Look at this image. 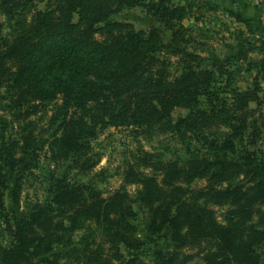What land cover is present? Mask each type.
I'll list each match as a JSON object with an SVG mask.
<instances>
[{"label":"trees","instance_id":"1","mask_svg":"<svg viewBox=\"0 0 264 264\" xmlns=\"http://www.w3.org/2000/svg\"><path fill=\"white\" fill-rule=\"evenodd\" d=\"M47 10L33 9L31 0H0V11L15 15L17 33L0 36V87L10 85L8 108L24 116L54 105L57 129L48 142L49 159L69 162L66 168L89 166V140L97 129L132 126L149 135L167 131L187 138L206 133L219 151L235 159L190 158L184 164L141 151L127 161L124 186L105 197L91 184L74 183L62 174L51 198L32 217L11 214L13 244L0 240V264H143L121 251H138L142 242L132 221L140 205L151 215L149 230H167L171 250L158 264H264L257 247L264 243V117L250 103L261 104L264 93V33L259 45L211 68L197 67L202 57L187 48L191 37L182 21L190 4L172 0H52ZM143 11L171 31L136 29L111 18L125 8ZM228 18L254 32L251 17L232 8ZM78 14L77 22L73 15ZM255 72L246 87L237 76L248 54ZM165 55L176 56L180 71L172 76ZM186 109L173 119L172 112ZM225 130L222 138L216 137ZM245 137L240 150L239 138ZM33 131L16 140L0 135V211L8 189L5 168L37 166ZM22 175L16 177L13 200L18 203ZM224 184V185H223ZM216 208L221 209L218 214ZM220 217V218H219ZM82 232L75 240V234Z\"/></svg>","mask_w":264,"mask_h":264},{"label":"rangeland","instance_id":"2","mask_svg":"<svg viewBox=\"0 0 264 264\" xmlns=\"http://www.w3.org/2000/svg\"><path fill=\"white\" fill-rule=\"evenodd\" d=\"M32 9L25 12V17L30 18L33 9L47 10L53 6L52 0H31ZM177 4H190L192 9L189 15L182 21L183 25L190 30L191 37L188 38L187 48L195 51L202 57V61L196 66L211 68L214 63L223 62L230 55L245 49L246 42L252 40L254 45H259L260 36L264 33V0H172ZM236 8L252 18L255 23L254 32L247 34L242 23L231 21L226 13L227 9ZM78 14L73 15V21L77 22ZM15 15H6L0 11V36L10 37L17 33L14 26ZM111 18L119 21H127L136 29L146 30L152 26L162 29V37L167 42L171 37V31L165 26L147 15L141 7L125 8L113 13ZM168 61V70L172 76L180 71L176 56L165 55ZM248 61L240 63L242 72L237 76L238 86L246 87L251 75L255 72L250 68V62L260 59V49H255L248 54ZM264 85V80H261ZM10 85L0 87V135L7 138L20 139L26 136V130L33 131L38 154L37 166L30 170L21 166L11 173L5 168L8 189L4 192L3 210L0 211V240L4 246L13 244L10 227L13 222L11 214L22 211L28 217L48 201L53 194V187L62 174L74 183H85L95 186L105 197L124 186L131 195L135 193L134 184L124 185L123 171L127 161H130L138 152L149 151L158 153L164 159H177L184 164L190 158L235 159L238 153L231 154L219 151L214 145V137L206 133L193 137L187 134V138L177 133L167 131L155 132L149 135L132 126H108L97 129L96 136L89 140L90 149L88 156L91 158L89 166L85 169L66 168L68 161L55 163L49 159L47 151L48 142L55 133L58 122L52 120L55 112L54 105H47L45 109H38L35 113L24 116L22 110L8 108ZM261 104L250 103V107L257 108L264 117V93H260ZM186 109L178 107L172 112L173 119L186 114ZM225 130H221L216 137L222 138ZM240 150L245 147V137L239 138ZM261 155L264 158V144L259 143ZM22 175L18 195V203L13 200V189L16 177ZM224 185V184H223ZM137 215L133 223L137 228V237L142 244L138 251H129L121 248L126 257H135L143 264H158L160 253L171 250L172 242L167 230L159 234H153L149 230L151 215L136 205ZM218 214L221 209L216 208ZM220 218V217H219ZM82 232L75 234V240ZM257 251L264 260V243L257 247ZM48 257H42L37 264H46ZM200 258H194L185 264H200Z\"/></svg>","mask_w":264,"mask_h":264}]
</instances>
